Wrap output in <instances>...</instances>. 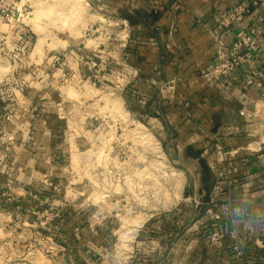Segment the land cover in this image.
<instances>
[{
  "label": "crops",
  "instance_id": "crops-1",
  "mask_svg": "<svg viewBox=\"0 0 264 264\" xmlns=\"http://www.w3.org/2000/svg\"><path fill=\"white\" fill-rule=\"evenodd\" d=\"M97 1L118 25L113 67L122 76L123 97L133 112L163 123L164 133L174 136L169 148L198 178L188 198L191 211L180 224L169 228L165 216L136 230L132 263L264 264V0ZM240 2L249 5L240 27L255 38L256 48L226 80L207 82L203 74L215 60L216 40L228 46L234 38L236 28L223 26V18ZM65 54L78 60L93 53L68 49ZM250 70L260 87L244 85ZM29 101L31 113L0 150V190L12 193L25 212L42 216L46 210L39 205L53 197L50 189L44 196L36 186L55 183L53 157L63 134L47 129L32 108L38 101ZM200 164L211 172V181L203 180ZM72 201L63 200L68 212L52 213L48 225L55 234H50L71 254L73 261L69 257L65 264H88L105 248V218L77 204L70 208ZM209 209L217 220L208 217Z\"/></svg>",
  "mask_w": 264,
  "mask_h": 264
},
{
  "label": "rangeland",
  "instance_id": "rangeland-1",
  "mask_svg": "<svg viewBox=\"0 0 264 264\" xmlns=\"http://www.w3.org/2000/svg\"><path fill=\"white\" fill-rule=\"evenodd\" d=\"M108 11L97 0H0V150L31 113L29 100L38 101L37 119L63 134L55 183L36 186L53 197L39 205L42 216L0 190V264L73 261L50 234L52 213L68 212L63 200L105 218V248L88 264H134L138 228L165 216L175 227L191 211L196 172L169 148L174 136L163 123L133 112L123 97L113 67L118 25ZM68 49L91 51L92 58L74 60Z\"/></svg>",
  "mask_w": 264,
  "mask_h": 264
},
{
  "label": "built area",
  "instance_id": "built-area-1",
  "mask_svg": "<svg viewBox=\"0 0 264 264\" xmlns=\"http://www.w3.org/2000/svg\"><path fill=\"white\" fill-rule=\"evenodd\" d=\"M248 12L249 5L245 2H240L234 5L225 14L222 25L226 27L233 26L236 28L234 38L228 46L224 45L219 40H216L215 60L207 67L203 74L205 81L222 82L250 61L252 52L256 48V41L254 37L240 27V23ZM252 84L257 85L258 87L261 86V83L256 81L255 72L250 70V72L245 75L244 85L249 86ZM261 98L264 100V87H262L261 90ZM49 185L51 186V183H49ZM219 190L220 187L216 186L215 191L218 192ZM206 213L211 220H217L219 218L218 214L210 209ZM217 237V233L211 236L212 239Z\"/></svg>",
  "mask_w": 264,
  "mask_h": 264
},
{
  "label": "trees",
  "instance_id": "trees-1",
  "mask_svg": "<svg viewBox=\"0 0 264 264\" xmlns=\"http://www.w3.org/2000/svg\"><path fill=\"white\" fill-rule=\"evenodd\" d=\"M193 157L194 159L197 158L198 156L193 154ZM201 167H202V175H203V180L204 181H211L212 179V175H211V172L209 171V169H207V167L204 165V164H200ZM206 190H207V186H205ZM48 193L47 192H44L43 195L46 196Z\"/></svg>",
  "mask_w": 264,
  "mask_h": 264
},
{
  "label": "bare ground",
  "instance_id": "bare-ground-1",
  "mask_svg": "<svg viewBox=\"0 0 264 264\" xmlns=\"http://www.w3.org/2000/svg\"><path fill=\"white\" fill-rule=\"evenodd\" d=\"M142 139H143V138H142ZM150 193H151V192H150ZM144 202H145V201H144ZM142 223H143V222H142ZM142 223H141V224H142ZM135 225H138V224H135ZM27 263H29V264H32L30 261H29V262H27ZM41 264H42V263H41Z\"/></svg>",
  "mask_w": 264,
  "mask_h": 264
}]
</instances>
